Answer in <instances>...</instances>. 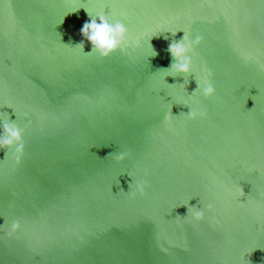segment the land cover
<instances>
[{
  "label": "water",
  "instance_id": "water-1",
  "mask_svg": "<svg viewBox=\"0 0 264 264\" xmlns=\"http://www.w3.org/2000/svg\"><path fill=\"white\" fill-rule=\"evenodd\" d=\"M101 12L137 43L82 50ZM183 35L184 77L161 70ZM9 119L0 264H264V0H0Z\"/></svg>",
  "mask_w": 264,
  "mask_h": 264
},
{
  "label": "clouds",
  "instance_id": "clouds-1",
  "mask_svg": "<svg viewBox=\"0 0 264 264\" xmlns=\"http://www.w3.org/2000/svg\"><path fill=\"white\" fill-rule=\"evenodd\" d=\"M89 16V21L84 23L80 29V34L83 37L79 45L82 50L84 43L87 41L91 45V50L87 53L96 52L100 57H107L117 50L123 52L130 44H135L137 41L132 38L128 32L126 25L121 19H116L113 16L111 19L103 12ZM123 16V14H121ZM201 37L197 36L193 39H188L183 35L179 41L169 45L168 51L172 57V63L167 69H161L166 73H174L175 76H187L191 73V56L190 53L193 47L200 42ZM154 51V50H153ZM155 52V51H154ZM86 53V54H87ZM172 76V75H167ZM174 77V76H172ZM196 83V81H195ZM201 88V94L205 97L212 96L215 89L211 82L205 78L203 86L196 83V88ZM195 88V90H196ZM194 90V91H195ZM190 119H195L197 116H203L204 113L188 110L186 113ZM23 130L16 126L10 119L8 121H0V149L14 148L16 153H20L23 148L22 144ZM124 154H120L119 158H123ZM138 191L142 192L143 188L138 186ZM191 208L192 218L199 221L203 218L204 212L196 206H187ZM19 227L17 222H13L11 230L16 231Z\"/></svg>",
  "mask_w": 264,
  "mask_h": 264
}]
</instances>
